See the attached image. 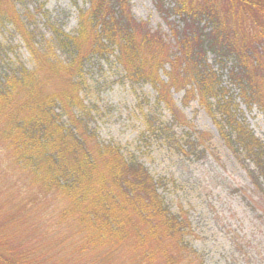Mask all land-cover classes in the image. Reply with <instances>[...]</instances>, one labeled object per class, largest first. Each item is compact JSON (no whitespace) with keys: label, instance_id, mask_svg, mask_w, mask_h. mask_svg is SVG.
<instances>
[{"label":"rangeland","instance_id":"obj_1","mask_svg":"<svg viewBox=\"0 0 264 264\" xmlns=\"http://www.w3.org/2000/svg\"><path fill=\"white\" fill-rule=\"evenodd\" d=\"M113 1L116 4L112 0L103 1L107 18L113 22L123 20L125 24L131 20L136 34L163 39L168 52L172 51L170 54L177 52L180 33L188 32L190 37L199 38L211 30V22L196 6L197 0L190 8H199L202 18L193 9L186 13V7L179 6L176 0ZM210 1L214 9L224 3ZM120 2L123 8L117 5ZM4 4L7 20L0 18V104L9 97L8 102L14 107H8L5 116L0 112V254H6L14 264L36 261L37 264H109L112 259L117 260L109 254L118 253L113 247L120 240L118 236H111L107 245L90 255L70 256L77 239L71 224L60 215L63 205L68 203L65 198H59L60 192L64 194L63 189L37 171L36 167L44 163L32 159L28 163L17 161L14 144L4 140L11 133L7 131L10 128L7 118L13 111L21 114L19 120L25 124L30 119L29 101L47 98L33 93L38 82L26 80V76L37 75L42 83L41 93L69 88L73 94L72 98L62 97L48 105L47 111L52 116H59L68 128L72 119L77 118L87 135L91 133L100 143L119 147L124 158L134 157L147 166L159 181L158 190L169 208L188 213L193 223L188 239L205 254L207 264H264V187L253 184L247 169L249 162H243L224 140L221 130L224 123L219 124L224 116L216 105L217 97H211L213 108L209 111L197 93L186 101L185 88L169 90L164 84L172 71L170 62L159 68L156 86L147 80H131L117 58L118 44L107 39L103 42L108 50L89 53L78 73L63 70L65 77L51 76L50 68L58 64L70 70L78 69L70 68L72 63L67 59L71 51L56 41V32L77 35L80 11L89 9L97 14L99 0H5ZM112 10L117 12L115 20L109 16ZM240 23L231 25L240 32L239 37L243 36ZM217 30L232 31L221 24L214 32ZM236 42L242 46L244 39L233 40V46ZM82 48L89 50V45ZM100 49L101 45L96 47ZM157 50L153 48L152 53H157L159 58ZM148 51L144 50V55L153 58ZM205 59L220 78L219 86L230 96L227 99L237 103L239 119L264 142V108L258 104L248 107L243 102L238 84L230 78L233 59L219 62L212 51H207ZM15 80L24 81L32 88H18L10 96ZM163 94L169 98V104ZM120 195L123 196L121 192ZM101 226L107 227H103L104 236L113 232L106 220ZM124 243L121 255L128 241Z\"/></svg>","mask_w":264,"mask_h":264},{"label":"trees","instance_id":"obj_2","mask_svg":"<svg viewBox=\"0 0 264 264\" xmlns=\"http://www.w3.org/2000/svg\"><path fill=\"white\" fill-rule=\"evenodd\" d=\"M103 1L105 0H99L97 14L89 12V9L80 11L77 35L56 32V41L71 51L67 59L73 64L70 68L77 66L78 69L70 70L58 64L59 66L50 68L51 76L56 75L58 79L65 77L63 70L70 74L77 70L78 73L82 69L80 66L83 58H87L89 53L101 54L108 50L103 42L105 39L118 44L117 58L123 63L131 80H147L156 86L160 77L159 68L170 62L172 71H169L168 82L164 85L169 90L173 87L185 88L186 101L197 93L199 101L209 111L213 108L211 97H217L216 105L224 116L219 122L224 123L221 125L224 140L236 155L242 157L243 162H249L247 169L253 184L263 188L264 142L239 119L237 103L233 99H227L230 96L227 97L226 89L219 86L220 78L213 66L206 64L205 55L207 51H212L222 63L233 59L230 78L238 84L243 102L248 107L258 104L264 108V0H223V5L215 9L210 0H197L196 6L202 10L205 19L211 22V30L199 38L190 37L188 32L180 33L179 40L177 35V52L174 54H170L172 51L168 52V44L163 39H157L155 35L149 37L141 32L136 34V27L131 20H128L129 24H125L123 20H115L117 12L114 13L113 10L109 16H113L116 22L111 21L112 19L107 18ZM193 1L176 0L179 6L186 8H190ZM112 2L116 4L113 0ZM4 3L5 0H0V18L7 20L2 9ZM117 5L120 8L124 6L123 2ZM186 8V13L193 9L200 16L199 8ZM240 21L243 30L241 37L240 32L231 26H239ZM219 24L227 25L232 31L214 32ZM241 39H244L242 46H238L237 42L233 46V40L239 42ZM52 45L54 44L51 43ZM85 45H89V50L82 48ZM99 45L101 49L96 50ZM153 48L159 52V58L156 57L157 53L153 55ZM144 50L151 51L153 58L145 56ZM26 80H30L29 83L38 82L33 93L37 92L39 97L45 95L47 98L29 101L27 111L30 119L25 124L19 120L21 114L13 111L7 118L10 127L7 131L8 134L11 133L4 140L14 144L17 161L28 163L32 159L44 163L36 167L37 171L63 189L64 194L60 192L59 198H65L68 203L63 205L60 215L71 224V231L77 239L70 256L76 258L82 254L90 255L107 245L111 236H118L120 240L113 244L118 253L109 254L117 260L112 259L109 264H207L205 254L188 239V235L193 232V223L188 213L184 209L174 212L169 208L158 190L159 181L147 166L134 157L124 158L119 147L109 143L102 144L91 133L87 135L88 131L77 118L72 119L73 123L68 128L59 116H52L47 111L48 105L59 99L72 98L69 88L43 94L40 90L42 83L37 75H30V78L26 76ZM189 86L191 87L188 88ZM21 87L27 90L32 88L29 84L25 85L24 81L15 80L9 95L12 96ZM4 93L7 94L6 91ZM165 94L164 100L169 104V98ZM8 101L11 98L8 97L0 104L3 116L9 111L8 107H14ZM120 192L123 196H118ZM104 219L116 235L112 232L109 236H104L107 228L101 226L105 223ZM125 240L128 244L121 255ZM103 254L101 252L102 257ZM1 260L3 264H14L4 253L0 254V263Z\"/></svg>","mask_w":264,"mask_h":264}]
</instances>
